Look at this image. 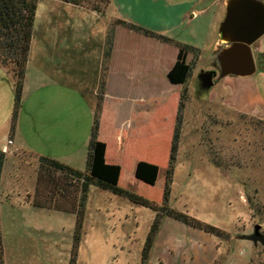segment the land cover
<instances>
[{
  "label": "rangeland",
  "instance_id": "1",
  "mask_svg": "<svg viewBox=\"0 0 264 264\" xmlns=\"http://www.w3.org/2000/svg\"><path fill=\"white\" fill-rule=\"evenodd\" d=\"M45 1H38L33 25V50L36 51L32 52V57L38 67L41 63L37 65L39 58L36 55L43 46L40 31H44L45 10L50 6ZM223 1L212 11L220 10L224 14ZM96 3L104 6V12L98 14L109 13V0H86L82 8L87 9ZM117 20L113 17L109 22L107 37ZM207 21L202 19L203 27L195 26V23L191 28L185 25L172 31L170 37L162 35L199 51L185 82V69L191 65L192 55L183 53L187 58L180 57L175 46L138 34L140 38L132 36L130 41L118 39V48L122 51L118 53L128 65L130 80L126 84L129 89L108 92V101L103 108L106 100L104 90L103 114L99 118V126L102 127L99 136L104 141L98 176L143 196L158 207L164 205V172L179 102L184 95L179 142L166 205L222 232L221 236H214L165 216L148 264H264V246L248 238L256 227L257 232L264 236V120L239 113L225 103L227 92L223 91L222 82L216 78L219 73L216 63H212L213 39L217 40L218 27L212 38L207 34ZM116 26L114 38L117 31L124 28ZM106 42L96 100L84 99L78 106L70 105L68 114L58 121L54 118L48 122L52 127L47 133L54 142V151L68 149L79 171L86 168L94 108L100 83L103 77L106 80L112 54L111 51L109 59L105 60ZM61 54L57 56H63L68 66L67 71L63 70L64 79L72 84L76 78L72 71L76 66L71 68L73 59L66 51ZM173 68H176V80L171 82L168 74ZM202 71L216 73L215 84L208 92H203L197 85ZM113 103L116 106H112ZM39 115L42 117L43 114ZM62 138H68L69 143L61 145ZM75 138L78 140H71ZM15 164V169H6L4 174L3 192L11 200H3V207L18 199L31 200L34 196L38 158L21 154ZM53 181L55 185L48 189L52 203L68 205L59 196V191L71 189L78 196L79 183H71L73 187L67 188L64 183L69 182L68 179L55 171ZM38 212L43 216L35 220L43 227H36L37 223H33L36 236L30 233L33 239L22 237L24 264H38L30 257L34 243L38 250L40 248L39 260L40 254L47 253V264H141L144 242L156 216L151 209L90 186L80 239L75 244L74 214L56 210ZM6 245L13 249L11 242ZM3 258L5 260V256ZM6 259L7 263H13L9 250Z\"/></svg>",
  "mask_w": 264,
  "mask_h": 264
},
{
  "label": "crops",
  "instance_id": "2",
  "mask_svg": "<svg viewBox=\"0 0 264 264\" xmlns=\"http://www.w3.org/2000/svg\"><path fill=\"white\" fill-rule=\"evenodd\" d=\"M220 2L221 0H110L109 13L98 14L79 6L65 4L60 0L45 1L50 6L49 9L45 10L47 15L44 26H42L44 31H40L44 47L42 46L37 55L34 54L39 58L37 65L38 63L41 65L39 67L34 65L36 63L32 57V52L36 50H33L34 37L32 36L21 108L13 132L10 130L14 108L13 78L0 65V154L4 156L0 170V233L5 264H17V262L24 264L23 238L30 237L33 239L36 236L37 231L33 229V223H37L36 227H43L42 223L39 221L38 223L35 219L41 218L43 214L38 211L43 212L44 210L32 207L25 198L15 200L16 202H11L3 207V200H11L3 192L5 191L3 186L5 171L17 167L15 160L21 154L36 159L47 157L79 170L73 162V154L71 152L68 154V149L59 148V150L54 151L55 146L52 147L54 142L50 140V135L47 133L52 127L48 122L54 118V121H58L64 114H68L70 105L78 106L84 99H90L91 102L96 100L95 92L101 79L103 50L107 41L106 33L112 18H117L153 33L168 36L172 31L182 26L185 27V25L188 26L187 28H191L196 23L195 26L201 25L203 27L202 19H205L208 20L205 25L207 34L213 38V32L224 17L220 10L212 11V8ZM223 2L225 6V0ZM130 31L126 28H120V31L115 34L112 54L108 61L105 80L106 100L103 103V108L108 101V92L129 89L126 84L130 80L127 76L128 65L123 62L125 58L122 55L120 57L118 53L122 52L118 48V39L121 37L130 41L132 36L140 38L138 34L146 37L141 33L136 34V32ZM213 43L215 44L212 50V63L219 45L218 36L217 40L213 39ZM63 50L70 55L71 60L73 59L71 68L76 66V69L72 71L76 73V78L72 84L64 79L65 71L63 70H68L67 62L62 58L63 56H57L58 53L62 55ZM252 52L256 65L254 75L250 77L228 76L220 81L223 91L226 90L227 92L225 103L230 108L239 113L256 116L264 120V36L253 45ZM124 53L127 55L126 52ZM112 106L116 105L113 103ZM39 113L43 114L42 117ZM101 119L103 120V118ZM101 129L102 127L99 126L98 141L103 145L104 139L99 136ZM71 140L77 141L78 139ZM8 141H11L10 145ZM68 141V138H62L60 143L61 145L68 144ZM30 233L34 236H29ZM8 242H11L14 250L9 249L6 245ZM32 245L33 251L30 255L33 257L32 260L37 261L38 264H47V253L46 255L40 254V261L38 258L40 248L38 250L35 243ZM7 250L12 254L13 263H7Z\"/></svg>",
  "mask_w": 264,
  "mask_h": 264
},
{
  "label": "trees",
  "instance_id": "3",
  "mask_svg": "<svg viewBox=\"0 0 264 264\" xmlns=\"http://www.w3.org/2000/svg\"><path fill=\"white\" fill-rule=\"evenodd\" d=\"M39 0H0V65L8 70L13 78V89H14V108L11 119V132L15 129V123L17 120L18 112L21 107V97L24 85L25 71L28 61L29 49L31 39L33 36V25L35 21V15ZM65 4L83 7L86 4V0H61ZM262 1V0H260ZM110 2V0H109ZM100 4V3H99ZM104 6L101 7L97 3L87 7L96 13H103ZM116 25H120L131 31L141 33L146 37L153 38L159 42L166 43L175 46L179 50L180 57H183V53L191 54L193 57L192 63L185 69L184 82L190 77V72L193 65L196 63L199 51L191 46L183 45L173 40L147 31L140 27L128 24L122 20H117ZM110 28L107 37V49L105 52V60H108L113 48L114 31L117 26ZM115 27V28H114ZM176 68H173L168 77L171 82L176 80L175 75ZM105 78L103 77L99 94L97 97V103L94 108L93 123L91 127L90 139L87 146L86 156V168L84 171L73 169L57 160L50 159L47 157H39V169L37 175V181L34 191V196L31 200H26L29 205L34 208L44 210H56L60 212L74 214L76 216V230L74 234L75 244L79 242L80 232L82 229L85 200L88 189L90 186L96 187L100 190L107 191L115 196L125 198L129 202L139 205L144 208L153 210L156 213L155 219L150 226V230L145 239L144 246L141 255V264H148L149 255L157 237L160 223L163 217L172 218L178 222L185 224L191 228L203 230L207 234L214 236H221L222 232L209 225L202 224L190 216L176 212L167 207L166 203L170 195V183L173 173V164L175 160V154L177 152V146L179 142L180 127L182 123V117L180 111L183 106L184 95H181L179 102L177 116L175 120V127L173 130L170 153L168 164L165 169L163 193H162V205L161 207L156 206L152 201L144 198L143 196L132 192L126 188L114 184L110 180H106L101 176H98L97 171L100 165V156L102 154L103 145L98 141L99 132V118L102 110V102L105 90ZM4 156L0 154V170L3 165ZM110 169V168H107ZM59 172L69 182L65 181L67 188H72L71 183H79V194L75 191L60 192V197L66 201L68 205L61 206L52 203L49 196L51 193L48 189H52L55 185L53 181V172ZM44 182V184H43ZM253 243H260L264 246V236L254 234L248 237ZM4 253H3V242L0 233V264H4ZM73 263V262H72ZM71 263V264H72Z\"/></svg>",
  "mask_w": 264,
  "mask_h": 264
},
{
  "label": "water",
  "instance_id": "4",
  "mask_svg": "<svg viewBox=\"0 0 264 264\" xmlns=\"http://www.w3.org/2000/svg\"><path fill=\"white\" fill-rule=\"evenodd\" d=\"M223 20L218 26V48L214 62L219 69L202 71L197 85L203 92L228 76L250 77L256 72L253 45L264 36V2L260 0H225ZM255 228L254 235L259 236Z\"/></svg>",
  "mask_w": 264,
  "mask_h": 264
},
{
  "label": "built area",
  "instance_id": "5",
  "mask_svg": "<svg viewBox=\"0 0 264 264\" xmlns=\"http://www.w3.org/2000/svg\"><path fill=\"white\" fill-rule=\"evenodd\" d=\"M8 144L10 145L11 144V141H8Z\"/></svg>",
  "mask_w": 264,
  "mask_h": 264
},
{
  "label": "flooded vegetation",
  "instance_id": "6",
  "mask_svg": "<svg viewBox=\"0 0 264 264\" xmlns=\"http://www.w3.org/2000/svg\"><path fill=\"white\" fill-rule=\"evenodd\" d=\"M214 72V71H213Z\"/></svg>",
  "mask_w": 264,
  "mask_h": 264
}]
</instances>
